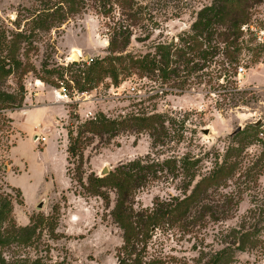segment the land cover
<instances>
[{
    "label": "rangeland",
    "instance_id": "rangeland-1",
    "mask_svg": "<svg viewBox=\"0 0 264 264\" xmlns=\"http://www.w3.org/2000/svg\"><path fill=\"white\" fill-rule=\"evenodd\" d=\"M213 1L143 0L144 11L153 12L158 26L145 43L139 41L145 37L141 28L136 29L129 52L144 53L151 43L176 41ZM55 3L0 0V66L8 64L6 54L20 63L9 77H0V90L19 94L23 86L25 97L21 109L0 111V206L10 215L0 228L6 242L0 247V263L120 264L123 231L111 215L116 194L110 186L101 189L108 200L95 193L94 178H103L105 168L108 177L137 160L177 162L175 174L159 173L136 194V209L151 210L157 198L170 203L188 197L222 164L226 152L239 146L243 169L222 196L193 208L187 225L154 232L140 254L158 264H200L232 247L235 257L227 264H264V0L245 2L250 30L242 29L240 62L228 84L221 74L205 69L204 74L183 73L166 82L122 76L118 87L105 77L92 88L83 79L85 68L71 63L108 54V20L90 4L55 24L53 16L46 19L57 9ZM17 34L23 36L14 39ZM61 75L72 80L70 92L60 88ZM233 87L240 93L238 104L220 106L216 90ZM152 114H161L166 126L157 143L148 131L126 132L95 139L76 156L69 154L70 131L75 135L86 121L100 115L122 120ZM257 122L263 135L243 148L245 136L235 138L236 131ZM215 205L224 211L212 220L209 206ZM243 238L248 244L238 251Z\"/></svg>",
    "mask_w": 264,
    "mask_h": 264
},
{
    "label": "trees",
    "instance_id": "trees-1",
    "mask_svg": "<svg viewBox=\"0 0 264 264\" xmlns=\"http://www.w3.org/2000/svg\"><path fill=\"white\" fill-rule=\"evenodd\" d=\"M143 0H56L53 5L57 9L52 14L46 15V19L53 16L57 19L55 24L63 21V18L75 15L81 8L94 4L101 11V15L108 20L107 35L109 39L108 54L88 65L84 61L72 62V66H82L83 79L89 86L97 85L105 77L111 79L113 86L118 87L122 76L138 75L139 78H157L161 81L177 79L179 74H199L205 69L209 74H221V78L229 83L231 74L240 62V55L244 46L242 37L244 27L249 31L251 14L244 6L250 0H214L210 6L201 9L189 31L180 34L177 40L168 43L156 42L146 45L144 53H130L134 31L141 28L145 35L139 38L140 42H147L151 37V29L158 26L153 12L144 11ZM119 8L118 13L113 8ZM147 6V5H146ZM148 8V6H147ZM56 15L62 17L56 18ZM46 22V21H45ZM17 34L14 39L22 37ZM1 45V44H0ZM9 45V44H8ZM8 45L4 48L7 49ZM8 64L0 66V77H9L20 63L11 54L4 57ZM2 67V68H1ZM204 74V72H203ZM60 88H68L72 80H66L60 76ZM80 87V91H87ZM236 87L226 92H218L217 102L222 106L225 102L235 107L240 93ZM24 88L21 86L19 94H10L0 90V111L17 110L23 107L25 100ZM166 130L164 117L161 114L144 116H131L122 120H110L104 115L84 122L77 128L76 134L70 131L69 154L76 156L83 147L91 144L95 139L110 140L120 133H141L148 131L154 142L163 136ZM263 133L259 127L247 126L243 131L235 134V138L245 136L243 148H246L251 140ZM242 153L240 147H232L227 152L222 164L207 177L196 184L192 193L183 200L173 199L170 203H163L155 199L151 210L136 209V194L150 186L158 178L159 173L165 171L175 174L177 162L165 161L162 164H145L137 160L120 165L115 172L108 177L94 178L91 184L95 193L105 196L101 189L110 186L116 194L115 207L111 212L114 221L123 231L124 245L119 259L120 264H158L156 261H145L140 254L144 241L151 239L154 232L163 230L166 226L177 228L188 224L193 208L205 205L207 199L213 195L222 196L228 183L243 169L241 162ZM225 197V196H224ZM225 199H228L225 197ZM210 203V201H209ZM224 211L223 206H209V217L216 220ZM9 215L4 206H0V228ZM11 221V220H10ZM246 238V236H245ZM5 240L0 236V247L5 245ZM248 239L242 240L238 251H244ZM235 250L226 247L214 252L207 258H202L200 264H227L235 257ZM1 264V263H0Z\"/></svg>",
    "mask_w": 264,
    "mask_h": 264
},
{
    "label": "water",
    "instance_id": "water-1",
    "mask_svg": "<svg viewBox=\"0 0 264 264\" xmlns=\"http://www.w3.org/2000/svg\"><path fill=\"white\" fill-rule=\"evenodd\" d=\"M251 125H253V126H255V127H258V126L260 125V123L257 122V123L251 124ZM241 130H242V128H239V129L236 131V133L239 132V131H241ZM107 174H108V170L105 168V169L101 172V176H102V177H105V176H107ZM40 207H41V205H40Z\"/></svg>",
    "mask_w": 264,
    "mask_h": 264
},
{
    "label": "built area",
    "instance_id": "built-area-1",
    "mask_svg": "<svg viewBox=\"0 0 264 264\" xmlns=\"http://www.w3.org/2000/svg\"><path fill=\"white\" fill-rule=\"evenodd\" d=\"M84 62H86L87 64L90 65L93 62V59L90 58V59L85 60ZM43 140H45V139H43Z\"/></svg>",
    "mask_w": 264,
    "mask_h": 264
}]
</instances>
